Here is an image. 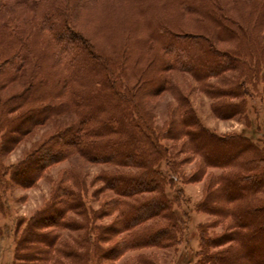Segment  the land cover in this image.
Segmentation results:
<instances>
[{"label":"rangeland","instance_id":"rangeland-1","mask_svg":"<svg viewBox=\"0 0 264 264\" xmlns=\"http://www.w3.org/2000/svg\"><path fill=\"white\" fill-rule=\"evenodd\" d=\"M257 1L0 0V80L4 82V87H0V98L24 87L29 89L36 83L30 81L34 71L40 69L42 77L52 75L55 67L49 64L53 52L51 44L56 43L51 41V35L46 32L44 25L62 23L67 19L73 35L83 37L84 45L88 44L95 55L104 58L107 70L117 71L122 67L126 85L133 91L137 90L135 100L142 108L143 118L162 136V139L159 136L160 143L170 152L152 168L161 183L158 192L120 196L102 177H130L139 174L142 169L92 163L76 153L43 169L31 187L10 184L4 192L0 191V264H215L222 251L229 253L230 257L236 253L238 244L223 238V235L230 237L237 230L232 224L233 219L230 216L209 214L200 205L206 200L208 191L220 189L221 176H227L237 169L233 165L226 168L208 166L203 153L190 149L188 137H177L180 129L178 121L185 116L183 111L187 108L191 112L189 120L193 123L197 120L214 135L234 136L241 140L245 138L261 147L264 144V86L259 80L250 81L248 78L246 85L250 95L222 96L220 91L239 83V70L247 68L241 66L238 71L228 70L197 81L190 73L175 70L173 56L162 50L166 35L159 32L162 29L172 33H205V28L212 30L214 27L203 12H207L211 4H219L221 7L217 12L213 10L216 16L223 15L229 18L227 20L243 25L249 32L243 40H215L217 48L222 51L241 50L243 57L250 56L252 52L260 53L258 48L264 47V14L255 21L252 4L255 6ZM185 6L194 10L198 8L200 14L187 13ZM204 35L208 36L207 33ZM48 40L52 42L49 47ZM195 49L199 53V49ZM14 52H18L17 55L21 57L27 56L26 61L20 60L24 64L19 66L24 69L13 71L16 68L6 62ZM261 55L264 57V50ZM253 64L249 59L245 66ZM79 67L78 63L75 73ZM59 68L58 77L69 74L64 66ZM5 70L4 75L10 74L15 81L8 82L6 76L2 77ZM78 72L81 81L86 82L85 77H90L89 84L85 85L87 89L94 87L92 83L98 81L99 77L88 75L85 68ZM247 75H250L249 71ZM150 80L154 82L153 85H150ZM206 91L212 95L209 96ZM30 94H33V87ZM45 94L53 95L52 98L51 95L47 97L48 103L56 105L60 102L54 100L55 94L49 92L48 87ZM67 96L66 93L64 97ZM224 104L237 105L238 114L229 117L228 107L220 109L221 117L214 114L212 108ZM35 105L37 103L26 104L23 108ZM62 113L52 114L44 124L30 127L24 136L11 134L14 139L19 137V142L10 151L0 155V167H14L55 131L76 120L70 111ZM11 117H14L13 124H18L16 113ZM3 123L4 120L0 121V126ZM19 127L24 128L23 125ZM240 161L239 158L237 162ZM171 163L174 165L175 172L172 174H175V178L168 182L160 174L171 173L167 166ZM8 177L10 175H5L3 180ZM65 187L73 190L75 196L79 194L78 199L82 204L72 209L70 207L60 218L53 214L56 227L34 229L35 233L48 234L53 239L51 250L34 242L17 252L15 245L27 234L29 220L52 203L55 204L53 209H59L60 206L54 201L58 192ZM161 195L169 202L170 211H160L157 216L130 231L120 230V216L127 205ZM74 199V202L78 201ZM253 199L256 204L261 203L264 201V192H259ZM215 206L226 207L222 204ZM230 208L232 210L234 205ZM173 218H179L181 223L177 224L176 236L167 240L165 232ZM136 235H151L150 244L136 249L125 248L123 241ZM202 236L213 241L215 246H203ZM84 239L87 240L86 248L81 243ZM92 245L98 252H92ZM115 249L123 251L120 257L116 256ZM43 250L46 253H42ZM42 255H47V263L42 262ZM206 255L212 256L208 262Z\"/></svg>","mask_w":264,"mask_h":264},{"label":"trees","instance_id":"trees-1","mask_svg":"<svg viewBox=\"0 0 264 264\" xmlns=\"http://www.w3.org/2000/svg\"><path fill=\"white\" fill-rule=\"evenodd\" d=\"M257 2L255 6L252 4L255 21L264 14V0ZM189 7L185 6L187 13L200 14L198 8L194 10ZM220 7L219 4H211L207 12H203L214 27L212 30L203 29L208 36H205V33H172L159 29L160 34L166 35L162 50L173 56L175 63L173 66L177 68L175 70L190 73L197 81L217 76L228 70L238 71L241 66H244L247 69L238 72L241 75L239 83L220 92L222 96L248 95L251 93L246 85L248 78L250 81L259 80L264 86V57L259 56L263 53L264 47L258 48L260 53L252 52L250 56L246 55L247 57L241 55V50H219L215 40H243L249 32L243 25L229 21L227 20L229 18L226 19L223 15L216 16L214 12H217ZM59 12L63 14L62 11ZM66 21L44 25L46 32L51 35L49 38L56 43L51 44L53 52L49 64L55 67L52 75L42 77L40 69L38 72L34 71L30 81L34 80L36 83L29 89L26 90L24 87L18 92L0 98V114L2 115H0V121L4 120L0 126V138L2 139L0 155L10 151L19 142V137L14 139L11 134L24 136L30 127L44 124L52 114L59 115V113L70 111L76 120L71 125L55 131L14 167H0V191L4 192L13 183L21 187H31L43 169L67 158L71 153H76L80 158L92 163H111L116 166L142 169V172L130 177L117 175L102 177L120 196L130 197L143 192H158L161 183L152 168L158 160L163 159L164 155L170 152L161 145L159 137L161 135L157 134L143 118L142 108L138 100H135L137 90L133 91V88L126 85L122 67L117 71L116 69L107 70L104 58L95 55L88 44L85 46L83 37H75ZM51 41H47L48 47ZM195 47L199 49V53ZM70 49L73 50L70 52L68 51ZM17 54L18 52H14L6 59V62L16 68L13 71L24 69L19 65L24 64L22 61L27 59L26 55L21 57ZM9 59L10 61H7ZM249 59L254 63L253 66H245ZM78 63L80 67L75 73ZM63 66L69 74L58 77V69ZM84 68L88 70V75L94 74L99 77L98 81L92 83L94 87L90 90L85 86L89 84L90 77H85L86 82L80 80L78 70L82 72ZM248 71L251 76L247 75ZM5 72L6 70L3 75ZM5 76L8 82L15 81L10 74L2 77L5 78ZM153 83L150 80V85ZM0 87H4V82L1 80ZM32 87L33 94H30ZM46 87L49 88V92L55 94L54 100L60 101L58 104L47 102L49 96L51 95L52 98L53 95H43ZM206 92L209 96L212 95ZM64 93L68 96L64 97ZM34 103H37V106L23 108L26 104ZM222 107H228L229 117L239 112L235 104L215 105L212 111L221 117ZM14 113L18 120L17 126L13 124L14 117H11ZM183 113L185 116L178 121L180 129L177 137L181 135L188 137L191 144L190 149L203 153L204 161L208 166L226 168L233 165L237 169L227 176H221L220 189L208 191L206 200L200 205L209 214L230 216L233 219L234 228L237 229L230 237L223 235L228 242L238 244L239 248L236 249V253L230 257L229 253L222 251L216 258L215 264H264V201L256 204L253 199L259 192H264V144L258 147L245 138L241 140L234 136L218 137L201 126L196 118H194L196 120L194 123L189 120L191 114L189 109L185 108ZM7 114L9 116L5 117ZM20 125L24 128L19 127ZM227 140L235 143H229ZM239 158L241 161L237 162ZM167 166L168 172L171 173L160 175L165 176L164 179L168 182H172L175 178V174H172L175 172L174 165L171 163ZM5 175H10V177L3 180ZM76 196L70 188L61 189L54 201L60 206L59 209H53L55 204L52 203L38 211L37 216L29 220L27 234L21 237L15 245L17 252L24 250L27 244L33 245L34 242L50 251L53 247V239L48 234L35 233L34 229L44 230L56 227L57 223L53 214L56 218H60V215L67 212L70 207L72 209L80 206L82 204L78 199L80 195ZM74 197L78 199L77 202H74ZM256 200L259 201V199ZM168 204L169 202L161 195L159 198L151 197L147 201L127 205L120 216V230L130 231L146 220L157 216L160 211H170L171 206ZM216 204L226 207H218L215 206ZM233 205L234 208L231 210L230 207ZM179 223H181L179 218L172 219V223L165 232L167 240L176 236ZM150 236H133L130 240L123 241V246L132 249L148 246L149 239L152 238ZM201 238L203 246L204 244L214 245L213 241H208L203 236ZM86 241L84 239L85 243L81 242L85 248L87 247ZM91 248L93 253L98 252L94 245ZM116 250V256L120 257L123 251ZM43 252L46 253L45 250ZM46 256H41L42 262H48ZM211 257L206 255V261L208 262Z\"/></svg>","mask_w":264,"mask_h":264}]
</instances>
